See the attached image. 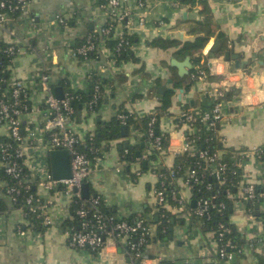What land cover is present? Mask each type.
<instances>
[{"label":"crops","instance_id":"crops-1","mask_svg":"<svg viewBox=\"0 0 264 264\" xmlns=\"http://www.w3.org/2000/svg\"><path fill=\"white\" fill-rule=\"evenodd\" d=\"M98 1L30 0L21 16L0 25L1 39L30 43L9 65V78L21 80L30 89L33 105L43 104V94L35 85L39 71L47 70L53 87L59 86L62 93L65 85L72 90L89 92L90 73H96L107 81L103 84L102 100L94 112L88 111L86 103L78 104L74 117L68 121L72 131L84 141L88 134H97L99 128L113 121L119 111L134 116L157 113L160 132L169 136V151L158 156L154 166L173 167L175 155L190 128L183 113L210 107L211 101L200 91L203 81L192 80L188 74L179 76L177 68L170 65L172 57L185 58L175 54L176 47H153L150 41L157 36L178 41L193 39L195 34L191 29L196 21H205L206 13L200 7L206 4L215 32L221 30L227 36L228 47L241 54L242 60H252L250 71L247 68L230 71L231 61L225 60L223 55L208 57L207 53L217 42L214 35L201 50L199 64H207L209 73L205 84L218 85L228 75L227 81L234 85L229 90L231 94L225 97L217 134L223 145L234 151L254 146L264 148V0H197L193 6H177V0H145L146 14L142 25L138 17L143 10L130 0L124 6H130L132 12L122 30L135 34L136 41L128 56L115 63L104 42L106 37L101 36L98 57L74 59L71 56L74 47L89 31L99 32L106 20L97 7ZM64 13L75 16L67 26H44L47 17ZM30 17L34 18L33 28L38 29L31 36L27 33ZM158 20H163L164 24L157 25ZM159 85H165L163 93L157 92ZM166 93L168 105L162 109ZM39 119V113H24V129L34 127ZM6 131V126L0 122V140ZM121 141L135 143L137 138L133 135L101 138V163L87 183L100 195L109 213L126 220L143 219L152 227L151 239L143 249V255L148 259L146 264H264V243L229 261L214 260L216 245L187 214L190 206H186L185 211L171 214L166 231L156 236L158 213L152 194L156 176L150 168L136 175V165H124L119 155ZM24 152L28 169L36 178H42L50 169V160L41 141L35 139L25 144ZM243 176L264 186V160L260 163L249 161ZM171 183L190 203V189L183 178L178 176L171 179ZM35 194L42 199L50 196L53 199L52 223L38 229L24 227L28 221L21 209L10 207V199L4 197L6 209L0 212V264H130L131 259L122 245L105 246L102 253L88 247H71L67 242V222L71 215L66 196L50 193L37 185ZM232 207L229 223L244 240L262 234L258 219H251L237 204ZM18 225L23 228V234L17 231Z\"/></svg>","mask_w":264,"mask_h":264},{"label":"built area","instance_id":"built-area-1","mask_svg":"<svg viewBox=\"0 0 264 264\" xmlns=\"http://www.w3.org/2000/svg\"><path fill=\"white\" fill-rule=\"evenodd\" d=\"M30 0H0V25L6 21L14 20L27 9ZM130 0H100L97 7L105 15V19L110 23L116 21L118 23L114 28L112 35L109 34L111 27H101L99 33L116 40L115 52L119 53L121 49L129 44L122 35L124 34L122 27L127 24V18L131 14L130 6L124 4ZM136 6L143 10L139 15L138 22L140 25L145 20V0H134ZM177 5V1H175ZM178 6V5H177ZM75 18L74 13L55 14L47 17L43 24L49 27L67 26ZM125 20V23L121 22ZM34 18L29 19V29L27 33L34 35L38 29L33 28ZM163 20H158L157 25H163ZM5 42L2 52L11 55L10 64L13 63L15 56L22 50V48L29 47L30 43L13 40L7 42L0 38V41ZM95 49V43L91 35L84 36V42L77 44L71 56L74 59H86L89 51ZM115 57V53H111ZM82 57V59H80ZM114 59V58H113ZM195 71L190 74V78L195 81H203L200 86L202 94L210 98V107L198 108L195 111H188L183 113L189 125V133L185 138L184 143L180 146L179 152L189 151L192 154H198L196 160V167H188L185 175H188L193 182H198L199 176L197 168L202 166L203 170L208 171L213 178L221 185L224 183V171L226 164L222 162L221 156L223 150H216L210 153L207 149H196L195 139L199 137L195 121H199L204 125L205 130H217V123L223 117V106L225 100V92L231 90L234 85L229 83L228 75H225L221 83L218 85L205 84L208 72L200 67H195ZM35 85L43 94V104L33 105L32 93L27 89L21 80L9 78L5 84V91L0 96V122L6 126V134L0 140V169L5 174L10 176L15 182L5 188V192L0 194L6 195L10 200H16L22 188L29 190L30 184L20 186L22 166L19 161L23 159L25 164L24 145L30 143L32 140L39 139L48 153L53 149H64L69 154L70 177L65 179H54L51 175L50 169L42 178H36L31 173L30 182L36 180V185L42 187L48 192L63 193L69 201V205L76 199H80L79 207L75 210L77 218V225L75 228H69L67 231V242L71 247H88L93 252L102 253L105 246L122 245L129 255L130 264H146L148 259L143 255V249L148 243V238L153 234L152 227L143 219L126 220L121 219L113 214L104 213L100 207V195L95 194L83 198L81 195V186L87 183L91 174L100 166V151L89 148L88 151L80 150L77 145L81 141L77 135L68 126L69 119L74 115L75 108L72 104L74 96L71 93H63V97L57 98L54 93L53 84L50 82L49 74L41 70L38 72L35 79ZM262 85V83H261ZM103 91L100 89L98 83L93 84V96L86 103L89 112H94L98 100L102 97ZM22 98V99H21ZM22 100L30 102V107L22 103ZM39 113L40 119L34 127L23 129L21 126L22 115L26 112ZM121 122L125 123L127 115H119ZM155 123V116L152 115L147 124V138L145 146L147 148L137 156L130 164L136 165L135 174L141 173L140 163L146 159L147 155L152 151H158L159 154H164L169 151V143L166 147L161 146V136L153 135V128ZM217 134V132H216ZM141 135V133H140ZM218 136V134H217ZM221 141V138L218 136ZM207 140V138L205 139ZM223 144V142L221 141ZM177 151V150H176ZM175 151V152H176ZM92 155V156H90ZM237 155L238 165L243 170L249 161L253 163H260L264 160V148L261 146H254L251 148H241L235 150ZM241 159H246V162H241ZM203 165H202V163ZM155 161L150 167L151 172L156 176L159 185H154L152 194L155 197L157 208V219H165L168 221L171 214L179 211H185L188 200L183 198L176 190L166 191V176L170 179L178 178L177 172L179 168L171 167L168 169V174L157 172ZM26 166V164H25ZM27 167V166H26ZM28 168V167H27ZM204 171V172H205ZM204 172L200 176L204 175ZM185 179L184 182L189 187L190 180ZM26 179V181H29ZM257 181H248L242 177L234 181L236 185V192L231 193L226 190L227 196L232 201V205L237 204L245 210L251 219H258L261 223L262 234L255 235L249 240H245L243 244L236 245L231 239H224V234L229 232V229L219 221L215 229L209 230L206 225V219L209 218V210L213 206L210 204V198L199 197L194 206H190L186 211L191 218H193L198 227L203 230L216 245L214 260L229 261L233 256L241 255L246 250H254L258 244L264 243V191L257 190ZM262 186V185H261ZM209 187V185L207 186ZM213 196L211 197V199ZM261 198L262 201L257 200ZM191 201V200H190ZM249 203H258V207L252 208ZM262 205L261 206H259ZM53 205V199L47 197L42 199L33 192H28L24 198V207H20L24 217L26 214L32 213L45 227L52 223V215L50 208ZM220 209L225 208V203H219ZM17 231L20 234L24 233L21 225H18ZM165 232V228L162 229ZM213 260V261H214Z\"/></svg>","mask_w":264,"mask_h":264},{"label":"trees","instance_id":"trees-1","mask_svg":"<svg viewBox=\"0 0 264 264\" xmlns=\"http://www.w3.org/2000/svg\"><path fill=\"white\" fill-rule=\"evenodd\" d=\"M197 0H177L178 5L186 4L189 6L195 5ZM200 10L205 12V21H196L194 24V27H192L191 31L195 34L194 38L191 40H184V41H178L177 39H167L164 37H154L150 41V45L153 47L158 48H170V47H176L175 54L182 56L183 58L187 55H189L193 61L192 68L190 69V72L188 73V76L192 72H194L196 69L195 67H200L207 71L208 67L207 64H199L200 57H201V50L203 47L207 44L210 36L214 35L216 41L218 42V46L216 50L210 51L207 53L208 57H217L220 55H223L224 52L229 49L228 47V38L227 36L221 31L218 30L215 32L216 27L212 26L211 18H210V10L208 9L206 4H203V6L200 7ZM122 24L125 23V20L121 22ZM118 23L114 21L113 23H110L109 20H105L102 27H111L109 34L112 35L114 28ZM204 28H206L204 30ZM87 35H91L94 43H95V49L93 51H89V53L86 55V58H96L98 57L97 53V47L100 42L101 36L106 37L104 40L105 44L108 46L109 50L111 52L115 53V63H118L121 60H124L128 54L131 52V47L126 45L123 49L119 51V53L115 52V44L116 40L109 38L108 36L102 35L97 31H89ZM124 40H126L129 44H134L136 41L135 34H128L125 33L122 35ZM84 42V37L80 40L79 43ZM78 43V44H79ZM5 42L2 40L0 41V96L5 91V84L6 81L9 79V65H10V59L11 55H7L5 52H2V49L4 48ZM82 59V57H80ZM48 74L47 70H44ZM209 74V73H208ZM209 75L207 76V78ZM90 79L92 81V85L90 87V91L87 93H84L80 90H72L69 89L65 85V91L63 93H71L74 98L72 101V104L75 108L78 106L79 103H87L93 96V84L98 83L100 85V89L103 91V84L106 81V79L102 76L97 75L96 73H90ZM232 91L225 92V97H228L231 94ZM168 93L163 95V103L161 105L162 109H165L168 105ZM102 98V97H101ZM98 100L97 106L95 107V110L97 109L98 105L100 104V101L102 99ZM22 99V98H21ZM23 104H26L30 107V102L22 100ZM120 114L127 115V118L125 120V123L121 122V119L119 117ZM155 116V123L153 128V135H160L161 136V146L166 147L169 143V136L167 134H163L160 132L158 128V117L159 114H147L144 116H134L131 113H128L126 111H119L115 119L111 121L109 124H106L105 126H102L98 129L97 134H88L85 137L84 142H79L77 147L82 151H88L89 148H93L95 150L99 149L101 138L103 137H110V138H118L120 136V126L126 125L127 127V136L133 135L135 138H137V141L135 143H127L120 142L121 148H120V160L124 165L129 166L130 163L139 156L146 148L145 142L148 140L147 138V124L151 118V116ZM74 117V115L72 116ZM21 126L24 129V124L21 122ZM194 125L196 127V130L199 128V131H197V134H199L197 139H195V147L196 149H207L210 153L216 151V150H223V154L221 156V161L226 164V169L224 171V183L221 185L216 181L212 175L209 174L208 171L203 170L202 166L200 168H197V173L199 176L198 182H193L192 179L188 177V175H185V171L188 167H196L195 163L196 160H198V154L194 153L192 154L189 151H182L175 155L174 160V168H179V171L177 172L178 176H181L183 180L188 179L189 182V189L191 193V200L196 201L199 197H206L210 198V204L213 206L209 210V218L206 219V225L209 230L215 229L216 225L219 221L223 222V224L229 229V232L224 234V239H231L232 242H234L236 245H241L244 243L243 237L239 234V232L232 226V224L229 223V216L232 211V201L227 196L226 190L230 191L231 193L236 192V185H234V181L236 179H239L242 177L243 170L238 165V159L237 155H235V151L233 149H230L228 147H225L221 141L218 139V136L216 134L217 130H205L204 125L199 122L198 120L194 122ZM139 130V131H138ZM138 131L139 133H136ZM141 133V135H140ZM139 135V136H138ZM207 138V140H205ZM163 155L159 154L158 151H152L150 154L147 155L146 159L142 160L140 163V170L144 171L152 166V162L155 161L158 156ZM92 156V155H90ZM241 162H246V159H241ZM20 165L22 166V175H21V183L20 186H23L25 184H30V188L28 191H26L24 188L21 189L19 195H17L16 200L11 202L12 208H20L24 207V198L28 194V192L35 193L36 190V180L30 182L31 173L29 169L25 166L23 163V159L19 161ZM202 163V162H201ZM203 165V163H202ZM157 168V172L163 173L165 176L168 174V169L162 167L159 165ZM205 171V172H204ZM204 172L203 176H200V174ZM28 179L29 181H26ZM0 191L5 192V188L13 185L15 182L10 176L4 173L2 169H0ZM157 186L159 185V182H156ZM166 191L169 192L171 189H174V186L171 183V179L166 176ZM209 185V187H207ZM257 190L264 191V186H261L260 183L256 185ZM0 194V212L6 209V204L4 202V197H7L4 194ZM97 194L93 190H91L90 187H88V196H93ZM36 195V194H35ZM37 196V195H36ZM213 198L211 199V197ZM101 199V197H100ZM258 202L262 201L261 198L257 200ZM224 202L225 208L220 209L219 203ZM80 199L74 200L70 204V215L71 220L67 222V225L69 228H75L77 225V218L75 216V210L79 207ZM252 208H254L255 203H249ZM191 206L190 203L187 204V207ZM100 207L103 210L104 213H109L105 207L103 206L102 200H100ZM111 214V213H109ZM170 218V216H169ZM25 219L28 221V224L24 227H33V228H44L45 226L41 224L40 219L36 218L34 214L27 213L25 216ZM133 220V219H131ZM170 220L165 221V219H157L156 221V236L162 235L164 232H162V229L167 228V224ZM170 223V222H169ZM151 237L148 238V242L150 241ZM238 256V255H237Z\"/></svg>","mask_w":264,"mask_h":264},{"label":"water","instance_id":"water-1","mask_svg":"<svg viewBox=\"0 0 264 264\" xmlns=\"http://www.w3.org/2000/svg\"><path fill=\"white\" fill-rule=\"evenodd\" d=\"M185 15V13H183ZM218 42H215L213 47L211 48L212 51H214L217 48ZM264 55V51L262 52ZM223 57L225 60L231 61V65L229 70L234 71L235 69L239 68H247L248 71H250V65L252 60H242L241 54L235 53L233 47H230L227 49ZM191 57L189 55L185 56L184 59L178 60L174 57L170 59V65L177 68V73L179 76H184L188 74L189 70L192 68L191 64ZM260 63H263V61H260ZM165 85H159L157 87L158 93H163L165 90ZM54 93L57 98L63 97L62 90L59 86L54 88ZM216 127H219V122L217 123ZM120 136L126 137L127 136V127L126 125L120 126ZM127 144V143H125ZM49 160H50V171L51 175L54 179H65L70 177V165H69V154L64 149H53L49 152ZM81 195L83 198L88 197V183H83L81 186ZM194 200L190 201L191 206H194ZM258 207V203L255 204V208ZM157 221V218H156ZM235 256L232 257L234 259ZM162 264V263H159ZM165 264V263H164ZM167 264V263H166Z\"/></svg>","mask_w":264,"mask_h":264}]
</instances>
